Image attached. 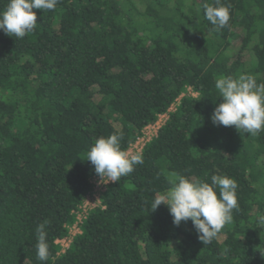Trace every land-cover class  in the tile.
Returning <instances> with one entry per match:
<instances>
[{"label": "trees", "instance_id": "16d2710c", "mask_svg": "<svg viewBox=\"0 0 264 264\" xmlns=\"http://www.w3.org/2000/svg\"><path fill=\"white\" fill-rule=\"evenodd\" d=\"M205 3L215 0H59L34 9L25 37L0 31V264H264V131L242 136L210 119L217 77L264 83V0H221L230 5L222 29ZM164 114L143 163L106 187L58 255L56 239L98 177L90 146L122 130L128 151ZM166 171L237 182L239 207L211 242L190 220L175 226L164 204L151 211ZM44 221L49 259L40 261Z\"/></svg>", "mask_w": 264, "mask_h": 264}, {"label": "clouds", "instance_id": "9594fccd", "mask_svg": "<svg viewBox=\"0 0 264 264\" xmlns=\"http://www.w3.org/2000/svg\"><path fill=\"white\" fill-rule=\"evenodd\" d=\"M59 0H8L0 11V31L6 35L23 38L37 26L34 9L55 10ZM205 18L217 29L226 27L230 20V5L215 0L203 5ZM220 103L210 119L214 125L234 126L240 135L256 136L264 131V83H258L252 73H241L238 77L219 76L215 80ZM122 130L98 137L90 146L87 158L101 181L115 182L134 171L143 163L142 153H129L121 146ZM168 189L157 192L151 203V211L164 204L172 216L175 226L191 221L198 239L207 244L217 237L221 229L232 222L233 210L238 209L237 182L227 175H212L211 183L189 178L177 171L165 173ZM218 189V192H217ZM47 221L40 223L37 233V258L49 259ZM264 225V215L258 219Z\"/></svg>", "mask_w": 264, "mask_h": 264}, {"label": "built area", "instance_id": "2783aa9c", "mask_svg": "<svg viewBox=\"0 0 264 264\" xmlns=\"http://www.w3.org/2000/svg\"><path fill=\"white\" fill-rule=\"evenodd\" d=\"M191 95L196 96L195 93ZM173 107L169 109L172 111ZM167 114L159 116L157 122L153 125L147 126L142 135L136 140V142L130 146L129 153H141L143 147L148 143L156 134L157 131L161 128V125L166 121ZM97 182V183H96ZM92 185L91 191L87 194L83 204L74 212L75 221L71 226L67 228V235L63 238H58L55 241V244L59 247L58 255L65 253L68 249L72 239L81 233L80 226L83 220L86 218L88 212L93 208H96L100 204V199L102 193L106 190V187L112 183L106 181H101L99 177H94L90 180Z\"/></svg>", "mask_w": 264, "mask_h": 264}, {"label": "rangeland", "instance_id": "374dc122", "mask_svg": "<svg viewBox=\"0 0 264 264\" xmlns=\"http://www.w3.org/2000/svg\"><path fill=\"white\" fill-rule=\"evenodd\" d=\"M97 183V182H96Z\"/></svg>", "mask_w": 264, "mask_h": 264}]
</instances>
